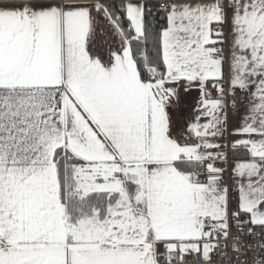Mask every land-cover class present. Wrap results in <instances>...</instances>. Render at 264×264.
Here are the masks:
<instances>
[{"label": "snow or ice", "instance_id": "1", "mask_svg": "<svg viewBox=\"0 0 264 264\" xmlns=\"http://www.w3.org/2000/svg\"><path fill=\"white\" fill-rule=\"evenodd\" d=\"M0 264H264V0H0Z\"/></svg>", "mask_w": 264, "mask_h": 264}, {"label": "crops", "instance_id": "2", "mask_svg": "<svg viewBox=\"0 0 264 264\" xmlns=\"http://www.w3.org/2000/svg\"><path fill=\"white\" fill-rule=\"evenodd\" d=\"M107 2H111V1L107 0ZM153 2H155V0H153ZM109 43L110 42L107 41L106 38L102 35L99 36L97 39V47L103 53L105 57H107L108 52L110 51ZM196 95L197 93L194 92L187 99L182 98L181 108L178 109L174 115L180 116V117L186 116L188 113L187 105L189 102H191L196 97ZM241 111L243 112V110ZM231 123L233 125H236L238 123V116H231Z\"/></svg>", "mask_w": 264, "mask_h": 264}, {"label": "trees", "instance_id": "3", "mask_svg": "<svg viewBox=\"0 0 264 264\" xmlns=\"http://www.w3.org/2000/svg\"><path fill=\"white\" fill-rule=\"evenodd\" d=\"M109 4H111L113 7H119L120 6V3H114V2H108Z\"/></svg>", "mask_w": 264, "mask_h": 264}, {"label": "built area", "instance_id": "4", "mask_svg": "<svg viewBox=\"0 0 264 264\" xmlns=\"http://www.w3.org/2000/svg\"><path fill=\"white\" fill-rule=\"evenodd\" d=\"M109 1L114 2V3H120L121 2V0H109ZM241 103H243V98H241Z\"/></svg>", "mask_w": 264, "mask_h": 264}]
</instances>
